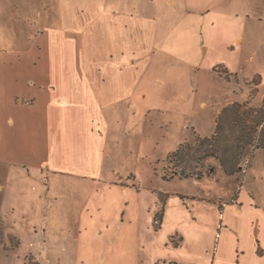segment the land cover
<instances>
[{
    "label": "crops",
    "instance_id": "crops-1",
    "mask_svg": "<svg viewBox=\"0 0 264 264\" xmlns=\"http://www.w3.org/2000/svg\"><path fill=\"white\" fill-rule=\"evenodd\" d=\"M162 1L0 0V169L5 182L44 175L49 184L79 186L84 202L77 216L78 232L86 238L89 227L96 228L97 243L81 246L76 240L80 252L72 256V264H93L104 236L100 228L111 222L130 225L131 202L126 194L143 191L154 194L146 212L154 224L159 217V227L151 228L154 236L170 221L176 222L178 231L169 236V243L180 256L177 260L155 256L145 264H264V198L257 196L246 176L243 186H221L210 176L160 174L161 164L183 144L194 136L213 135L217 128L213 120L211 133L201 135L187 108L205 86H191L189 95L178 92L162 104L148 102L150 92L158 94L171 82L145 74L153 53L159 51L157 8ZM210 1L215 4L198 11L200 15L218 11L215 14L228 19L241 16L248 25H264V0H254L259 9L249 7L233 15L219 12L224 5L220 0ZM167 4L174 7L177 1ZM26 24L33 32L30 39L22 36ZM178 32L193 35L192 29ZM258 39L253 30L247 34L244 24L240 35L223 43L252 48L262 44ZM246 62L236 68L224 66L225 75L240 83L259 75L260 90L261 72L246 71ZM210 75L223 80L213 68ZM258 94L264 99V92ZM148 148L161 150L153 160L158 184L141 188L129 158L135 153L143 159ZM222 174L227 177L224 170ZM172 183L178 187L170 188ZM189 184L194 190L185 188ZM7 185L0 186L4 195L0 214L16 209L5 205ZM56 201L49 202L50 209ZM208 207L213 209L210 217L204 215ZM49 245L55 247L52 234ZM37 255L48 261L42 250ZM117 258H99L98 264H121Z\"/></svg>",
    "mask_w": 264,
    "mask_h": 264
},
{
    "label": "rangeland",
    "instance_id": "rangeland-1",
    "mask_svg": "<svg viewBox=\"0 0 264 264\" xmlns=\"http://www.w3.org/2000/svg\"><path fill=\"white\" fill-rule=\"evenodd\" d=\"M176 1V6L172 7L167 4V0H163L157 8L161 16L159 51L153 53L145 72L149 78L159 77L171 82H167L158 94L150 92L148 102L162 104L175 98V93L189 95L191 86L199 89L205 86L203 91L192 96L187 108L192 112V121L201 135L211 133L213 120L217 122V128L213 135L203 139L194 136L190 143L183 144L176 155H170L166 163L161 164L160 174L164 178L174 171L183 178L210 176L213 182L219 181L221 186H243L246 176L248 185L263 199L264 99L258 93L264 92V25H248L241 16H229L228 19L227 15L215 14L218 11L213 12V15H200L198 11L202 12L215 4L210 0ZM236 1L220 0L224 5L219 12L233 15L242 14V10L249 7L259 9L257 1L247 0L242 4ZM244 24L247 34L250 30L255 31L258 42L262 39V44L240 48L234 43L228 46L223 43L227 38L233 40L240 35ZM23 26L22 36L30 39L33 32L28 30V24ZM180 28L192 29L193 35L179 34ZM201 44L208 45L207 50ZM244 61H247L246 71L251 68L261 72L263 82L260 90L257 88L261 83L259 75L245 83L225 75L224 66L236 68ZM212 68L215 76L223 77V80L211 77ZM210 94L213 96L208 98ZM195 139L198 142L194 143ZM160 153V149L148 148L142 152L143 159L135 153L130 156L129 162L136 171L141 188L144 184L147 187L152 186L151 183L158 184L152 172L154 157ZM223 170L227 177L222 174ZM45 177L38 175L34 180L17 178L7 185L3 170L0 169V186L7 185L5 205L16 206L14 211H2L0 214V264H49V261L51 264H72V256L80 252L75 246L76 240H80L78 245L81 246L86 242L97 243L93 235L96 228L89 227L92 233L87 234L86 238H82L78 232L77 216L84 202L79 186L62 185L54 181L49 184ZM193 184L185 188L194 190ZM177 187V183L170 185L172 189ZM126 195L125 198L131 202L132 223L118 226V222H111L107 227H101L104 236L93 255L92 263L98 264L99 258L105 261L112 255L118 257L121 264H129L130 260H133L130 264H145V259L155 256L163 260L179 259V252L169 243V236L178 231L176 222L170 221L157 236L151 231V228L159 227L146 216L154 194L143 191L141 194L131 192ZM3 197L0 190V203ZM53 199L57 201L50 209L48 204ZM204 210L205 216L213 214V209L209 207ZM48 219L52 220L51 223L47 222ZM155 220H159V217ZM51 234L54 248L49 245ZM109 241H112L111 245ZM62 246L68 247H65L66 252ZM39 250L46 254L48 261L43 255H37Z\"/></svg>",
    "mask_w": 264,
    "mask_h": 264
},
{
    "label": "built area",
    "instance_id": "built-area-1",
    "mask_svg": "<svg viewBox=\"0 0 264 264\" xmlns=\"http://www.w3.org/2000/svg\"><path fill=\"white\" fill-rule=\"evenodd\" d=\"M155 224L156 225H159V220H155Z\"/></svg>",
    "mask_w": 264,
    "mask_h": 264
},
{
    "label": "trees",
    "instance_id": "trees-1",
    "mask_svg": "<svg viewBox=\"0 0 264 264\" xmlns=\"http://www.w3.org/2000/svg\"><path fill=\"white\" fill-rule=\"evenodd\" d=\"M177 153H178V152H177ZM177 153H176V154H177ZM176 154H175V155H176Z\"/></svg>",
    "mask_w": 264,
    "mask_h": 264
}]
</instances>
